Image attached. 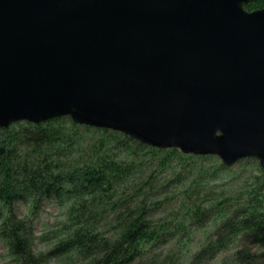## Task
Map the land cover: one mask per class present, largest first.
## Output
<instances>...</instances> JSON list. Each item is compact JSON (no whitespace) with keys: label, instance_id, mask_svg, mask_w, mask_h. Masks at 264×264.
Masks as SVG:
<instances>
[{"label":"water","instance_id":"95a60500","mask_svg":"<svg viewBox=\"0 0 264 264\" xmlns=\"http://www.w3.org/2000/svg\"><path fill=\"white\" fill-rule=\"evenodd\" d=\"M256 0H0V126L69 116L264 169Z\"/></svg>","mask_w":264,"mask_h":264},{"label":"trees","instance_id":"16d2710c","mask_svg":"<svg viewBox=\"0 0 264 264\" xmlns=\"http://www.w3.org/2000/svg\"><path fill=\"white\" fill-rule=\"evenodd\" d=\"M263 7L264 0L246 6ZM82 127L97 128L69 116L0 126L1 264H180L175 256L181 248L191 252L192 231L210 223L216 225L213 233L189 264L233 252L240 241L244 248L229 254L226 264H264L262 167L261 176H252L234 194L224 193L208 180L229 165L213 170L198 161L214 155L167 148L166 156L148 163L137 155L140 148L163 149L104 128L97 129L114 133L109 135L115 141L101 139L88 147ZM172 161L180 168L171 177L154 170L140 181L141 174H133L147 165L166 169ZM177 198L178 208H169ZM51 200L67 208L65 218L37 235L35 216Z\"/></svg>","mask_w":264,"mask_h":264},{"label":"rangeland","instance_id":"374dc122","mask_svg":"<svg viewBox=\"0 0 264 264\" xmlns=\"http://www.w3.org/2000/svg\"><path fill=\"white\" fill-rule=\"evenodd\" d=\"M81 132L84 138H86L87 142L86 145L88 147L94 146L97 142L99 143L101 139L107 140L108 143L112 144L113 138L109 134H114L112 132L110 133H104L102 130H99L97 128H94V130H88L86 131L83 127L81 128ZM115 135V134H114ZM119 138H122V136L119 135ZM84 145L85 147H87ZM117 150L120 151L123 146L122 145H116ZM162 149V148H161ZM167 149V148H166ZM138 154L141 158L143 157L150 163L151 161H157L158 158H161L163 156H166L164 153L165 150H154V149H149V148H140V150L137 151ZM155 153L157 157L150 156L149 153ZM211 156V155H210ZM151 157L154 159L151 160ZM156 159V160H155ZM199 162L203 161V164L206 168L209 169H216L219 167V165L222 163V160L214 155V157H209L206 159H200L198 160ZM175 164L174 165H169V167H166V169H158L156 166H151L147 165L145 167H139L138 172H135L133 174H141L140 176V181L143 179L148 178V175H150L151 171L154 170H159V174H161V177H171L173 176V173L175 170H178L180 166L176 163L177 161H172ZM196 162V161H195ZM154 163V162H152ZM189 163V162H188ZM155 165L157 163H154ZM262 166L260 165V162L257 158L251 159V160H239L232 165H229L228 168L225 170H220L216 173V176L212 178L210 181V184H216L217 190H222L224 193H230L234 194L237 190L242 188L243 186L246 185V182L248 179H250L252 176H261V168ZM156 172V171H155ZM157 172V173H158ZM139 181V182H140ZM191 182V181H190ZM189 185V179L184 183V185ZM180 205V199H176V201L173 203V205L168 206L171 209H176ZM66 207L60 205L56 201H45L43 204L42 209L39 211L38 215L35 216V232L37 235L41 234L43 231L48 230L51 226H58V222L61 221V219L64 217L65 218V213H66ZM21 211L26 213L29 212L27 207L21 206ZM63 218V219H64ZM216 225L215 223H210L209 225L203 227V228H198L194 229L192 231V240L190 242V248L189 250L191 252H187V250H179V253L177 256H175L176 260L180 262V264H189V259L192 256V254L196 251L199 250L201 247V242L211 233H213ZM177 244V242L175 243ZM244 242L240 241L238 248L234 250L233 252H222L220 253L216 258L213 260L209 261L206 264H226L224 259L229 256V254L234 253L235 251L244 248ZM178 245V244H177ZM173 247H175L173 245ZM177 248V247H176ZM188 250V251H189ZM5 254L4 249L2 248L0 244V264L3 262V256ZM228 258V257H227ZM49 264H59L56 262V260H52Z\"/></svg>","mask_w":264,"mask_h":264}]
</instances>
